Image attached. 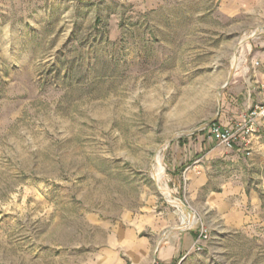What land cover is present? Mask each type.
I'll list each match as a JSON object with an SVG mask.
<instances>
[{"label": "rangeland", "instance_id": "374dc122", "mask_svg": "<svg viewBox=\"0 0 264 264\" xmlns=\"http://www.w3.org/2000/svg\"><path fill=\"white\" fill-rule=\"evenodd\" d=\"M257 51L264 0H0V264H264V120L196 146Z\"/></svg>", "mask_w": 264, "mask_h": 264}, {"label": "crops", "instance_id": "0c3cea01", "mask_svg": "<svg viewBox=\"0 0 264 264\" xmlns=\"http://www.w3.org/2000/svg\"><path fill=\"white\" fill-rule=\"evenodd\" d=\"M257 56L253 57L250 64L259 62V66L253 65L251 74H248L249 67L246 64L238 68L234 73L228 87L223 93L222 105L220 103L219 111L216 115L217 125L222 128L232 124H242L244 110L250 107H256L264 104V51H257ZM256 60V61H255ZM208 137V136H207ZM207 140H198L197 149L200 151L212 152L217 145L207 146L213 142L211 137ZM183 146H186L183 144ZM192 238V236H191Z\"/></svg>", "mask_w": 264, "mask_h": 264}, {"label": "built area", "instance_id": "2783aa9c", "mask_svg": "<svg viewBox=\"0 0 264 264\" xmlns=\"http://www.w3.org/2000/svg\"><path fill=\"white\" fill-rule=\"evenodd\" d=\"M246 118H248V123L250 124L248 130L254 132L257 121L264 120V105L256 106ZM238 131L239 129L233 126L222 128L219 125H213L210 130V136L225 148L231 149L235 143ZM261 138L264 140V134L261 135Z\"/></svg>", "mask_w": 264, "mask_h": 264}, {"label": "bare ground", "instance_id": "6f19581e", "mask_svg": "<svg viewBox=\"0 0 264 264\" xmlns=\"http://www.w3.org/2000/svg\"><path fill=\"white\" fill-rule=\"evenodd\" d=\"M253 36V34H250L249 36L247 35L241 42L240 46L238 49H242L244 48V46L248 43V40ZM237 56V55H236ZM241 62V58L239 57H236L235 60H234V65L233 66H237L239 65ZM161 159L158 158V167L155 169V173H154V177H155V180L158 182V186L160 187L159 183L161 181V178H162V175H163V166L160 164L161 163ZM163 194L165 195V197L167 198L168 202H170L172 205L174 206H182L181 203L179 201H177L176 199H174L172 197V195L170 194V192L166 189V188H161ZM186 217V216H185ZM193 223V219L191 220H187L181 227L180 229H188L191 227Z\"/></svg>", "mask_w": 264, "mask_h": 264}, {"label": "water", "instance_id": "95a60500", "mask_svg": "<svg viewBox=\"0 0 264 264\" xmlns=\"http://www.w3.org/2000/svg\"><path fill=\"white\" fill-rule=\"evenodd\" d=\"M235 66H233L232 67V70H231V72H230V74H229V78H228V81L226 82V84H225V86L224 87H226L228 84H229V82H230V80H231V78L233 77V75H234V70H235ZM214 122V121H213ZM212 122V123H213ZM205 129V126L202 128V130H204ZM173 141V138L169 141V143L170 142H172ZM181 203V205H182V208L184 209V212H185V214L190 218V219H194L195 218V214H194V212L192 211V209L189 207V206H187L185 203H183V202H180ZM180 229V228H179ZM180 230H183V229H180Z\"/></svg>", "mask_w": 264, "mask_h": 264}, {"label": "trees", "instance_id": "16d2710c", "mask_svg": "<svg viewBox=\"0 0 264 264\" xmlns=\"http://www.w3.org/2000/svg\"><path fill=\"white\" fill-rule=\"evenodd\" d=\"M212 125H217V121L213 122Z\"/></svg>", "mask_w": 264, "mask_h": 264}]
</instances>
